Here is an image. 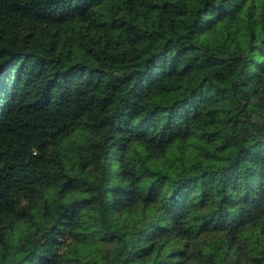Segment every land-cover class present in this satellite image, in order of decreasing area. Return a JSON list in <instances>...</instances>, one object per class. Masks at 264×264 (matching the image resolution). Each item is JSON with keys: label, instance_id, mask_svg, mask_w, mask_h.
<instances>
[{"label": "trees", "instance_id": "obj_1", "mask_svg": "<svg viewBox=\"0 0 264 264\" xmlns=\"http://www.w3.org/2000/svg\"><path fill=\"white\" fill-rule=\"evenodd\" d=\"M0 264H264V0H0Z\"/></svg>", "mask_w": 264, "mask_h": 264}]
</instances>
